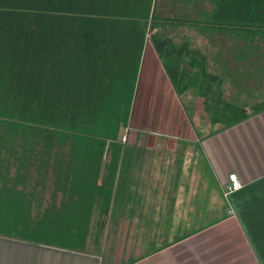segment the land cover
I'll return each mask as SVG.
<instances>
[{
  "label": "trees",
  "instance_id": "1",
  "mask_svg": "<svg viewBox=\"0 0 264 264\" xmlns=\"http://www.w3.org/2000/svg\"><path fill=\"white\" fill-rule=\"evenodd\" d=\"M200 25L208 48L180 34ZM149 35L213 135L264 112L225 97L264 86V0H0V236L99 245Z\"/></svg>",
  "mask_w": 264,
  "mask_h": 264
},
{
  "label": "crops",
  "instance_id": "2",
  "mask_svg": "<svg viewBox=\"0 0 264 264\" xmlns=\"http://www.w3.org/2000/svg\"><path fill=\"white\" fill-rule=\"evenodd\" d=\"M184 98L147 45L99 245L91 237L69 250L0 236V264H264V112L213 135L202 99L187 109ZM232 173L243 187L225 202Z\"/></svg>",
  "mask_w": 264,
  "mask_h": 264
},
{
  "label": "rangeland",
  "instance_id": "3",
  "mask_svg": "<svg viewBox=\"0 0 264 264\" xmlns=\"http://www.w3.org/2000/svg\"><path fill=\"white\" fill-rule=\"evenodd\" d=\"M207 5L208 4H206L205 2H203L201 4L196 3L195 5H190L189 8H194L195 6H198L199 8H204L207 11H209L210 8ZM201 28H204V26L203 25L196 26V27L184 26L179 30H180L181 35H186L188 39L192 40V44L194 45L193 47L196 46V48H200V49L201 48H208V46L211 42H209V39L204 36L203 30H201ZM215 34L216 33H210L208 37L211 38L214 36L215 38L216 37L219 38V35L218 34L215 35ZM221 38L224 39L223 37H221ZM147 45L148 46L152 45L151 40H150V35H149ZM253 88H254L256 93H254L252 96H250V97H253V99H250V100L246 95H244V93L240 94L239 90L233 88L232 86H227L225 97L227 99H233L234 101L237 100L235 102L240 103V105H242V106H248V110L251 111L250 107L255 105L260 100L264 99V86L261 85V87H259V88L258 87L257 88L253 87ZM192 94H193V99L191 100V102L193 101V103L195 104L198 101L197 94L195 93V91H193ZM203 119H204V121H203L204 123L207 122L208 124H210L211 117L206 115V113L204 114V112H203ZM222 197L224 200H226L225 202H227V198L224 194L223 189H222ZM141 248H142V250L149 249L148 246H145V244H143ZM135 254L136 253H133L131 255V257L135 258V256H136Z\"/></svg>",
  "mask_w": 264,
  "mask_h": 264
},
{
  "label": "built area",
  "instance_id": "4",
  "mask_svg": "<svg viewBox=\"0 0 264 264\" xmlns=\"http://www.w3.org/2000/svg\"><path fill=\"white\" fill-rule=\"evenodd\" d=\"M127 140H128V135L126 134L123 136L122 141L126 142ZM242 187H243V184L239 176L236 173L230 174L228 178V183L225 185V188H224V194L226 198L228 199L231 194L241 190ZM232 215L234 214L232 213Z\"/></svg>",
  "mask_w": 264,
  "mask_h": 264
}]
</instances>
